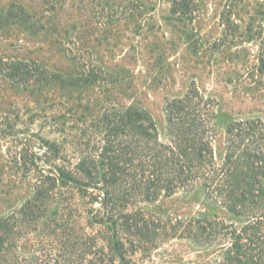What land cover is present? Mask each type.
<instances>
[{
  "label": "rangeland",
  "instance_id": "obj_1",
  "mask_svg": "<svg viewBox=\"0 0 264 264\" xmlns=\"http://www.w3.org/2000/svg\"><path fill=\"white\" fill-rule=\"evenodd\" d=\"M56 3L51 11L44 0H0V226L13 232L10 264H88L110 253L115 233L127 264H222L227 241L198 237L195 222L238 220L199 187L131 200L124 212L142 215L145 234L102 223V184L59 189L47 200L50 214L31 225L23 208L43 171L60 167L91 183L80 168L102 160L110 117L143 110L167 141L166 106L188 93L213 115L221 164L231 122L264 124V0ZM24 64L42 74L18 77ZM69 239L84 259L64 256Z\"/></svg>",
  "mask_w": 264,
  "mask_h": 264
},
{
  "label": "trees",
  "instance_id": "obj_2",
  "mask_svg": "<svg viewBox=\"0 0 264 264\" xmlns=\"http://www.w3.org/2000/svg\"><path fill=\"white\" fill-rule=\"evenodd\" d=\"M44 2L55 11L57 0ZM17 12L24 22L32 19L22 7ZM33 68L28 64L16 66V75L26 79L42 74L39 67ZM197 96L188 93L168 102L167 141L161 140L157 125L143 110H127L110 117L108 123L114 126L102 160L89 161L90 165L82 164L80 168L91 183L80 182L64 168L43 171L32 201L23 208L26 223L31 225L50 214L47 200L59 189H78L80 193L92 184H102L105 191L100 203L106 214L102 223L114 233L120 226V231L145 234L151 228L139 222L142 215L124 212L131 200L140 197L153 202L163 193L169 198L180 190L199 187L205 199H215L238 221L225 223L205 217L195 222L197 236L227 241L222 243V264H264V124L259 120L231 122L226 129L225 158L219 164L213 149V115L201 108ZM52 212L58 215V210ZM68 227L64 221L61 228L67 232ZM12 233L2 223L0 264L13 262L11 246L6 243L7 235L11 238ZM116 235L108 242L110 253L88 264H116L114 258L119 264H127ZM77 244L69 239L64 256L70 258L72 253L74 258L84 259Z\"/></svg>",
  "mask_w": 264,
  "mask_h": 264
}]
</instances>
